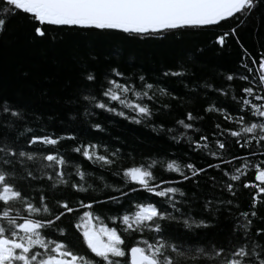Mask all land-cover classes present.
Masks as SVG:
<instances>
[{"label": "trees", "instance_id": "16d2710c", "mask_svg": "<svg viewBox=\"0 0 264 264\" xmlns=\"http://www.w3.org/2000/svg\"><path fill=\"white\" fill-rule=\"evenodd\" d=\"M232 26L235 27L236 36H230L225 45L220 47L214 43L215 36L226 28L173 30L163 35L144 37L112 31L65 28L55 39L50 37L49 41L37 43L32 40V24L29 20L17 16L9 22L4 34L0 36V105H10L13 110L22 113L25 119L15 121V118L10 117L9 122L13 124V128L15 129L17 124H20V128L8 131V134L18 135L19 131L27 126L32 129L29 135H75V141L64 139L56 146L36 144L31 149L27 148L25 138L20 137L18 147L31 152L34 157H40L47 152L61 155L67 160L64 178L69 183H79L80 179L75 174L76 166H79L80 171L85 174V187L92 186L88 194L75 193L63 185L58 186V198L66 199L76 211L57 221V226L65 230L66 236L51 233L50 238L65 240L74 250L86 252L82 237L73 225L80 222L84 212H90L93 216L92 223L97 228L103 226L118 231L125 242L122 246L125 250L140 240L152 242L153 234L150 232L123 231L118 217L131 210L129 201L155 204L162 198L146 193H132L129 197H121L120 203L107 199L108 194L119 195L113 191L114 188L127 191L129 186H135L131 181L125 182L122 176L124 168L141 165L147 167L152 161H156L152 171L157 177V182L161 178L177 181L161 187H176L185 193L184 197L179 193L173 195L174 200L183 201L178 205L181 211L192 220L203 219L210 225L205 229L188 232L182 222L173 221L167 225V235L173 242L194 250L196 247L213 244L220 246L237 234L242 235L243 229L234 232V228L244 222L245 218L240 213L251 210L252 196L256 194L255 188H244L243 182L259 184L254 179L255 169L251 165L264 160V156L260 155L264 148H260L255 140L243 148L236 145V138L230 137L227 130L238 131L240 124L226 120L219 112H205L204 109L212 105L218 109L223 108L233 118L244 115L246 121L260 122L258 118L251 116L250 110L241 113L233 96L241 97L243 94L240 89L249 86L247 81H242L239 77L248 75L251 80L257 72L244 50L256 59L264 52V5L243 18L242 22L233 23ZM116 50L121 53L119 58L112 55ZM90 56L97 59L94 64L90 62L89 66L98 71H103L109 65L118 66L119 71L124 74L123 78H118V82L127 81L138 94L132 95L130 92L128 100L147 105L152 112L151 119L136 124L100 110H95L94 115L87 117L81 115L82 108L77 112L76 118L69 119V113L75 111L69 104V99L79 88L81 63L87 61ZM242 57L248 67L252 68V73L241 66ZM181 64L186 72L184 76L163 75L164 71L181 70ZM228 75H233L234 79L228 81ZM140 77H143V80ZM205 83L211 90L201 86ZM147 84H151L152 88L144 87ZM193 88L195 92L191 91ZM160 89L165 90L163 95ZM216 89H222L225 95H221ZM145 92L152 97L151 100L144 95ZM173 96L176 99H172ZM116 107L129 116L134 115L129 109H121L119 105ZM189 110L193 115L203 118L193 121V129L185 132L175 121L183 119L185 112ZM93 122L99 123L102 130H93L90 127ZM217 124L220 125L219 129ZM169 128L173 131L168 132ZM4 131L7 130L0 129V134ZM181 132H185L193 141H199V137L204 135L213 148L214 141L219 139L226 144L227 151L217 150L218 157L206 155L200 150L193 151L184 137H180L179 143L173 139ZM241 136L251 139V134L241 133ZM89 141L102 146L101 154H106L104 146L107 152L118 149L117 163L101 168L99 164H93L71 151L74 145ZM253 151L256 152L255 155L251 154ZM224 160L231 163H224ZM245 160L249 162V167L243 169L245 175L241 176L240 180L233 182L224 175L225 172L233 174L235 168L240 167ZM172 161L182 169L184 164L191 162L197 167L205 168L206 173H202L197 182L183 181L178 173L167 170V163ZM25 163L39 176V165L48 162L37 160L36 164L31 161ZM209 164L214 167L209 168ZM44 172L50 173L51 170L44 169ZM209 176L214 179L209 180ZM16 183L30 202L38 204L39 189H47L51 182L45 176L43 179L31 181L30 187L24 181L18 180ZM227 183L234 185L231 192L225 188ZM44 194L49 195L47 191ZM262 199L264 194L258 196V213L253 219L250 231L264 226ZM79 200H83L84 204H91L92 207H79ZM209 200L212 202L211 209L206 211L203 205ZM48 203L53 212L62 211L54 206L51 198ZM161 207L167 208V205L161 204ZM167 210L172 211L171 208ZM113 217L117 218L115 223ZM88 255L93 260L99 259L91 253Z\"/></svg>", "mask_w": 264, "mask_h": 264}, {"label": "snow or ice", "instance_id": "6c2138e0", "mask_svg": "<svg viewBox=\"0 0 264 264\" xmlns=\"http://www.w3.org/2000/svg\"><path fill=\"white\" fill-rule=\"evenodd\" d=\"M262 5L264 0H0V36L4 34L13 18L22 16L31 22L32 40L37 43L49 41L50 37L55 39L65 28L117 31L129 36L144 37L163 35L173 30L216 27L226 28L222 33L216 34L214 41L216 45L223 47L230 36H236L235 27L232 24L242 22L243 18L250 16ZM237 43H239L238 40ZM244 53L252 61L257 72L251 80L248 75L239 77L240 80L247 81L249 86L242 87L240 92L243 95L239 98L233 96V100L236 101L241 113L250 110L251 116L258 118L260 122L246 121L244 115L233 118L223 108L218 109L212 105L204 111L219 112L226 120L240 124L238 131L227 130L230 137L236 138L234 140L236 145L243 148L255 140L260 148H264V52L259 54L258 59L251 57L247 50H244ZM112 55L119 58L121 53L116 50ZM96 59L95 56H90L87 61L81 63L79 88L69 99V104L75 109L69 113V119L76 118L81 108L83 109L81 115L87 117L94 115L95 110H100L136 124L151 119L152 112L147 105L128 100L130 92L132 95L138 94L127 81L118 82V78H123L124 75L119 71L118 66L109 65L103 71H98L95 67L89 66V63L94 64ZM241 66L252 73V68L244 62V57H242ZM180 68L179 71H164L163 75L182 77L186 74L184 65L181 64ZM140 79L143 80V77ZM226 79L232 81L234 76L228 75ZM254 80H257L255 84ZM201 86L210 89L206 83ZM144 87L151 89L152 85L147 84ZM191 91L196 90L193 88ZM216 91L225 95L222 89H216ZM160 92L163 95L165 90L160 89ZM144 95L149 100L152 99L147 92ZM172 99L176 97L173 96ZM116 105H119L121 109H129L134 115L129 116L125 111L117 110ZM10 117L15 118V121L25 119L22 113L13 110L10 105H0V121L3 122L0 123V129L7 130L0 134V264H264V226L250 231L253 219L258 213V196L264 194V187H261L264 185V160H261L259 164L251 165L255 169L254 179L259 184L243 182L244 188L256 189V194L252 196L251 210L240 213L245 218L244 222L234 228V232L243 229V233L237 234L226 244L201 246L193 250L170 239L167 235V225L173 221L182 222L188 232L194 229H205L210 225L203 219L192 220L181 211L178 205L183 201L174 200L173 195L179 193L181 197H184L185 193L180 192L176 187H161L177 183V181L161 178L157 182V177L152 171L156 161H152L147 167L141 165L124 168L122 176L125 182L131 181V184L135 186H129L127 191L114 188L113 191L119 195L108 194L107 196V199L114 203H120L121 197H129L132 193H146L152 197L162 198L155 204L129 201L131 210L118 217L123 231L150 232L153 234L152 242L140 240L136 245L125 250L122 247L125 242L116 229L103 226L97 228L92 223V214L84 212L80 222L73 225L87 249L86 252H79L70 247L65 240L50 238L51 233L66 236L65 230L57 226V221L66 214L76 211L66 199L58 198L56 190L58 186L63 185L75 193L88 194L92 186L85 187V174L80 171L79 166H76L75 174L80 182L69 183L64 178L67 160L61 155L47 152L40 157H34L31 152L18 147L20 137L25 138L27 148L31 149L36 144L56 146L64 139L75 141L76 136L29 135L32 129L27 126H24L18 135L10 136L8 131H16L20 128V124L13 128V124L9 122ZM202 118L193 115L189 110L185 112L183 119H177L175 123L186 132L193 129V121ZM90 127L96 131L102 130L99 123L93 122ZM216 127L219 129L220 125L217 124ZM167 131L171 132L173 129L169 128ZM185 132L174 136L173 139L179 143L180 137H184L193 151L200 150L212 157L219 156L217 150L227 151L226 144L219 139L214 141L213 148L210 147L206 136L201 135L199 141H193L191 137L185 135ZM241 133L251 134V139L247 136L242 137ZM101 147L98 143L81 142L74 145L71 151L93 164H99L101 168L115 165L119 150L107 152L104 146L106 154H101ZM251 154L255 155L256 152L253 151ZM260 155L264 156V152ZM234 158L238 159V157ZM37 160L48 162L39 165L37 169L40 171L39 176L25 163L31 161L36 164ZM223 162L231 163L227 160ZM208 167L211 168L214 165L209 164ZM247 167L249 162L245 160L240 167L235 168L233 174L229 175L225 172L224 175L233 182L238 181L245 175L243 169ZM44 169H50L51 172L46 173ZM167 170L178 173L183 181L192 182H197L201 174L206 173L205 168L197 167L191 162L184 164L182 169L175 161H172L167 163ZM45 176L51 183L47 189H39V203L34 204L17 187L16 181H24L30 187L31 181L43 179ZM208 179L212 180L214 177L209 176ZM233 187L232 183L225 184L229 192L233 190ZM45 191L49 195H45ZM50 198L54 201V206L62 211L53 212L48 203ZM78 204L81 208L92 207L91 204H84L83 200H79ZM161 204H166L167 208H162ZM211 205L212 202L209 200L203 207L209 211ZM261 205L264 209V199L261 200ZM168 208L172 211H168ZM116 220L117 218L113 217L114 223ZM88 253L99 259L93 260Z\"/></svg>", "mask_w": 264, "mask_h": 264}, {"label": "water", "instance_id": "95a60500", "mask_svg": "<svg viewBox=\"0 0 264 264\" xmlns=\"http://www.w3.org/2000/svg\"><path fill=\"white\" fill-rule=\"evenodd\" d=\"M94 30V29H93ZM97 31H99V30H97ZM112 32H117V31H112ZM118 33H122V32H118ZM122 34H125V33H122Z\"/></svg>", "mask_w": 264, "mask_h": 264}]
</instances>
